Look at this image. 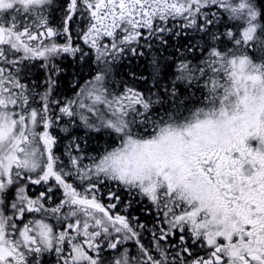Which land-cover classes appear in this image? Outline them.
<instances>
[{"label": "snow or ice", "instance_id": "6c2138e0", "mask_svg": "<svg viewBox=\"0 0 264 264\" xmlns=\"http://www.w3.org/2000/svg\"><path fill=\"white\" fill-rule=\"evenodd\" d=\"M0 264H264V0H0Z\"/></svg>", "mask_w": 264, "mask_h": 264}]
</instances>
